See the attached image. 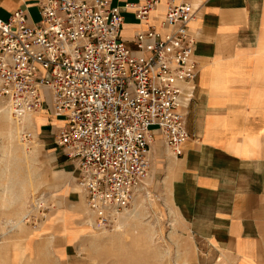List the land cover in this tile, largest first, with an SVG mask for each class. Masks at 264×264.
Returning <instances> with one entry per match:
<instances>
[{
    "label": "crops",
    "instance_id": "obj_1",
    "mask_svg": "<svg viewBox=\"0 0 264 264\" xmlns=\"http://www.w3.org/2000/svg\"><path fill=\"white\" fill-rule=\"evenodd\" d=\"M44 1L0 0V20L21 9L36 24ZM106 1L121 8L120 39L131 49L149 27L166 33L169 5L197 9L189 25L197 90L183 112L188 140L175 157L158 131L150 139L152 180L167 187L195 247L177 264H264V0H158L146 23L133 7L123 9L145 0ZM9 115L0 96V264H65L96 222L75 164L55 145L65 121L40 112L16 124ZM18 130L32 134L28 151ZM38 198L53 205L44 218Z\"/></svg>",
    "mask_w": 264,
    "mask_h": 264
},
{
    "label": "built area",
    "instance_id": "obj_2",
    "mask_svg": "<svg viewBox=\"0 0 264 264\" xmlns=\"http://www.w3.org/2000/svg\"><path fill=\"white\" fill-rule=\"evenodd\" d=\"M26 1V0H24ZM158 0L134 8L146 23ZM40 20L26 10L0 20V96L16 123L49 112L65 125L55 145L75 164L76 184L97 224L127 210L151 173L150 139L160 133L180 157L188 140L184 110L195 98L196 39L189 25L197 9L169 5L159 34L149 27L134 49L121 41V8L106 0H46ZM28 144L31 133H21ZM43 218L48 208L40 198Z\"/></svg>",
    "mask_w": 264,
    "mask_h": 264
},
{
    "label": "rangeland",
    "instance_id": "obj_3",
    "mask_svg": "<svg viewBox=\"0 0 264 264\" xmlns=\"http://www.w3.org/2000/svg\"><path fill=\"white\" fill-rule=\"evenodd\" d=\"M20 133L17 142L28 151ZM151 176L129 208L105 227L90 219L86 236L74 245L77 254L65 264H177L180 255L195 248L169 207L167 187L158 179L153 182Z\"/></svg>",
    "mask_w": 264,
    "mask_h": 264
}]
</instances>
